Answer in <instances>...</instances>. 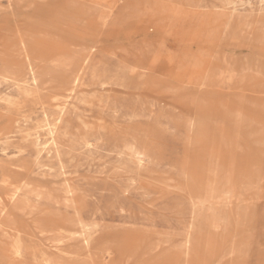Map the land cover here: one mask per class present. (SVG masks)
Returning <instances> with one entry per match:
<instances>
[{
	"label": "rangeland",
	"instance_id": "374dc122",
	"mask_svg": "<svg viewBox=\"0 0 264 264\" xmlns=\"http://www.w3.org/2000/svg\"><path fill=\"white\" fill-rule=\"evenodd\" d=\"M0 53V264H264V0H0Z\"/></svg>",
	"mask_w": 264,
	"mask_h": 264
},
{
	"label": "bare ground",
	"instance_id": "6f19581e",
	"mask_svg": "<svg viewBox=\"0 0 264 264\" xmlns=\"http://www.w3.org/2000/svg\"><path fill=\"white\" fill-rule=\"evenodd\" d=\"M30 39H31V38H30ZM40 39H41V38H40ZM33 40H34V39H33ZM36 40H37V39H36ZM37 41H38V40H37ZM37 41H36V42H37ZM42 41H44V40H42ZM33 42H34V41H33ZM45 44H46V43H45ZM48 45H50V44H48ZM46 46H47V45H46ZM46 46H45V47H46ZM47 47H48V46H47ZM50 49H51V48H50ZM62 51H63V50H62ZM65 51H66V50H65ZM65 51H64V52H65ZM4 52H5V51H4ZM0 54H1V53H0ZM5 54L11 55L9 52H5ZM1 55H3V54H1ZM3 57H6V56H3ZM4 64H5V63H3V65H4ZM10 65H11L12 68H16V62H15V60L12 59L11 62H10ZM8 67H9V66H8ZM9 68H10V67H9ZM12 68H11V69H12ZM11 69H9V70H11ZM12 70H13V69H12ZM12 73H14V72H12ZM17 74H18V73H17ZM20 77H21V76H20ZM36 199H37V198H36ZM57 205H58V204H57Z\"/></svg>",
	"mask_w": 264,
	"mask_h": 264
}]
</instances>
